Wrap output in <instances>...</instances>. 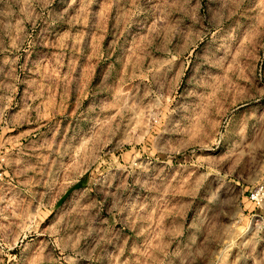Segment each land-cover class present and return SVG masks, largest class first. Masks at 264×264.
<instances>
[{
  "label": "rangeland",
  "instance_id": "rangeland-1",
  "mask_svg": "<svg viewBox=\"0 0 264 264\" xmlns=\"http://www.w3.org/2000/svg\"><path fill=\"white\" fill-rule=\"evenodd\" d=\"M0 264H264V0H0Z\"/></svg>",
  "mask_w": 264,
  "mask_h": 264
},
{
  "label": "clouds",
  "instance_id": "clouds-1",
  "mask_svg": "<svg viewBox=\"0 0 264 264\" xmlns=\"http://www.w3.org/2000/svg\"><path fill=\"white\" fill-rule=\"evenodd\" d=\"M218 135H222V134H220V133H217ZM162 151H163V149H162Z\"/></svg>",
  "mask_w": 264,
  "mask_h": 264
}]
</instances>
